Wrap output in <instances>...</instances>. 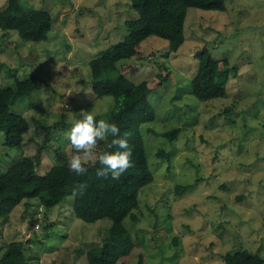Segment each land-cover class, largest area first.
<instances>
[{
  "label": "rangeland",
  "instance_id": "obj_1",
  "mask_svg": "<svg viewBox=\"0 0 264 264\" xmlns=\"http://www.w3.org/2000/svg\"><path fill=\"white\" fill-rule=\"evenodd\" d=\"M7 2L0 0V10ZM20 2L25 10L47 9L53 23L47 39L39 42L0 28V83L36 79V89L14 109L29 121V135L40 141L44 131L36 120L72 123L81 109L95 116L111 108L109 96L99 99L92 92L89 61L120 41L124 21L138 12L129 0ZM225 5L224 11L188 7L185 40L176 52L165 56L168 41L153 35L141 42L142 56L118 63L130 79L149 81L148 99L156 111L152 127L178 129L171 142L153 135L148 142L157 178L139 196L138 217L124 220L131 235H137L130 264L138 252L144 254V264H224L223 253L242 247L259 250L264 259V0H225ZM203 46L214 58L228 57L237 69L228 78L226 95L208 101L190 92L197 70L193 53ZM69 130L66 126L51 134L40 173L55 163L59 144L66 148ZM35 145L26 140L21 148H10L0 132V172L21 155H33ZM161 145L170 150L168 170L166 160L154 157ZM177 183L191 186L174 195ZM69 201L51 209L38 200L21 202L8 218H0V255L8 241L23 240V264H85L75 249H87L83 241L100 242L107 224L72 216Z\"/></svg>",
  "mask_w": 264,
  "mask_h": 264
},
{
  "label": "trees",
  "instance_id": "obj_2",
  "mask_svg": "<svg viewBox=\"0 0 264 264\" xmlns=\"http://www.w3.org/2000/svg\"><path fill=\"white\" fill-rule=\"evenodd\" d=\"M130 6L138 12L136 18L126 19V32L123 38L102 49L100 55L89 61L90 83L96 98L109 96L111 108L106 113L95 115L97 121L106 114L108 122H114L120 128V136L129 133L128 141L132 147L133 167L118 181L99 178L96 171L101 167L98 159L85 165L86 175L77 176L69 170L68 161L74 154L70 143L66 148L59 144L54 149L55 163L44 173L39 172L42 163V151L47 147L52 133L70 129L72 123L63 118L53 124L35 121L38 128L43 129L42 140L29 135L30 124L26 117L15 106L30 97L36 89V79L15 77L12 85L2 86L0 83V132L4 134V144L10 148L19 149L26 140H34L35 153L22 156L0 172V218H8L12 210L21 202L38 200L45 209L70 199L72 216L85 222L104 221L101 241L88 242L87 249L78 247L75 256H81L85 264H130L129 255L135 250L136 236H132L125 226L124 220L129 217L135 220L138 215L139 196L145 187L156 181V174L147 154V146L153 136L172 141L176 137L177 128L157 131L152 127L156 119V111L148 99L151 91L149 81L142 78L138 82L130 79L118 67V63L127 59L142 56L141 42L149 36H158L168 41L167 51L176 52L185 40L184 21L188 7L203 10H222L226 8L225 0H129ZM53 23L52 14L47 9H24L20 0H8L0 10V28L4 32L13 31L26 41L39 42L47 39V34ZM197 63L195 75L190 80V92L198 100L208 101L224 97L227 91V81L236 75L237 69L230 64L228 57L214 58L208 47L203 46L193 53ZM167 68V66H165ZM160 77L161 74H158ZM167 78V76H165ZM113 137L109 136L98 141L95 149L97 157L100 154L113 152L110 146ZM149 153V152H148ZM156 162L166 160L168 170L170 150L158 146L154 151ZM86 184L83 196H73L74 186ZM191 186L177 183L173 194L180 195ZM169 193H165V202L169 201ZM243 198L238 195L237 199ZM156 217L160 212L151 208ZM33 223V219L31 220ZM49 224H45L47 228ZM138 238V237H137ZM174 237V243H177ZM23 240H11L5 244L0 255V264H23L27 251ZM141 252L136 253L133 264H144L145 258ZM224 264H263L259 250L251 251L242 247L234 253L225 252L221 255Z\"/></svg>",
  "mask_w": 264,
  "mask_h": 264
},
{
  "label": "clouds",
  "instance_id": "obj_3",
  "mask_svg": "<svg viewBox=\"0 0 264 264\" xmlns=\"http://www.w3.org/2000/svg\"><path fill=\"white\" fill-rule=\"evenodd\" d=\"M109 136L112 147L116 150L100 154L97 157L96 147L98 141H103ZM129 133L120 136V128L114 122L106 120L97 121L91 111L81 109L79 118L72 121L70 130L65 133V139L69 141L74 154L68 161L69 170L77 176L86 175L88 169L85 167L89 162H95L97 159L100 168L96 171L99 178L110 177L118 181L131 167H133L132 147L129 144ZM87 189L86 184H77L73 189V196H83Z\"/></svg>",
  "mask_w": 264,
  "mask_h": 264
}]
</instances>
